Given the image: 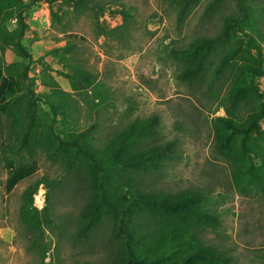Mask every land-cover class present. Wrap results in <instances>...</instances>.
<instances>
[{
    "label": "rangeland",
    "instance_id": "374dc122",
    "mask_svg": "<svg viewBox=\"0 0 264 264\" xmlns=\"http://www.w3.org/2000/svg\"><path fill=\"white\" fill-rule=\"evenodd\" d=\"M102 1L107 8L100 21L111 29L124 23L120 9L134 7V19L124 37L99 35L93 17L87 11L80 12L69 21L78 37L71 40L75 49L67 54L70 60L64 61L61 47L67 39L53 28L51 5L43 1L24 12L23 43L32 55L30 68L28 59L13 50L12 40L0 49L3 75L13 74L22 87L0 127V264H106L111 253L108 223L97 227L87 241H76L80 212L88 194L86 183L68 172L61 156L62 140L67 133L83 132L102 147L132 121L153 115L160 119L161 142L176 140L177 154L164 162L161 173L140 176L139 185L169 196L205 193L213 199L210 208L215 210L217 223L209 216L191 218L201 223L205 242L232 257L235 264H264V195L256 189L242 194L233 181L229 160L217 149L213 119L228 115L221 107V97L227 94V77L222 76L215 89H191L178 79L181 68L171 54L187 48L198 36L218 34L223 18L238 11L236 0H225L212 17L205 16L210 0H203L182 23L178 10L166 0ZM251 3L257 6L255 13L262 12L264 28V0ZM54 9L74 15L63 0H57ZM7 25L8 36H14L17 20ZM230 49H219L212 61L216 63ZM247 50L245 47L233 61L264 66L255 50ZM215 63H210V68ZM75 65L80 67L72 69ZM76 71L86 78L73 79L64 74ZM210 73L211 69L207 75ZM94 78L104 83L109 102L97 104L86 95L87 81ZM252 79L247 74L249 83ZM259 81L264 90V74ZM244 102L243 122L254 118L255 112L261 113L259 127L251 131L250 144L264 153V95L253 90ZM7 156L39 165V170L11 193L5 188ZM38 181L43 182L34 195V206L43 219L39 241L37 232H29L20 214L24 193ZM38 242L47 253L44 260L39 245L34 247Z\"/></svg>",
    "mask_w": 264,
    "mask_h": 264
},
{
    "label": "trees",
    "instance_id": "16d2710c",
    "mask_svg": "<svg viewBox=\"0 0 264 264\" xmlns=\"http://www.w3.org/2000/svg\"><path fill=\"white\" fill-rule=\"evenodd\" d=\"M43 1L51 5L53 28L67 39L61 47L64 61L70 60L71 55L67 54H72L75 49L71 40L78 37L69 27V21L76 17L75 14L87 11L94 19L98 34L105 37L114 34L124 37L134 19V7L120 9L124 23L109 28L100 21L107 8L102 0H63L73 9L74 15L70 16V11L59 13L54 9L57 0H0V49L12 40L15 53L28 59L27 68L33 61L23 43L26 31L24 12L33 3ZM166 1L178 10V20L182 23L203 0ZM224 1L210 0L205 16L217 14ZM236 5L238 11L223 18L218 34L198 36L187 48L174 50L171 54L181 68L178 79L191 89L203 86L208 90L215 89L222 76L227 77V94L221 97V107L228 115L213 119L217 149L229 160L233 181L242 194L247 195L256 189L264 195V153L250 144L251 131L259 127L257 119L261 113L255 112L254 118H249L248 122H243L241 115L246 108L245 97L253 90L264 95L259 81L264 74V66L252 67L233 61L246 47L248 52L255 50L264 62L262 12L255 13L257 6L251 0H236ZM11 20H17L18 27L14 36L9 37L7 23ZM226 46L231 49L220 55L216 63L213 62L217 51ZM210 63H215V66L210 68ZM79 67L75 65L72 69ZM64 74L73 79L86 78L78 71L73 75L69 72ZM247 74L252 75L250 83ZM95 78L87 81L86 95H90L97 104H105L109 102V94L104 83ZM21 92L19 80L13 74L3 75L0 69V127L3 125L2 117L11 113L14 98ZM159 121L158 115L134 120L102 147H97L89 134H66L62 140L61 156L67 162L68 172L86 183L88 194L80 212L76 241H87L97 227L108 223L111 227L107 238L111 253L106 264H235L232 257L205 242L201 236V223L191 221L193 217L209 216L217 223L215 210L210 208L212 198L193 191L169 196L139 185L140 176L161 173L165 168L164 162L175 159L177 154L176 140L161 142ZM4 167L7 170V193L39 170L36 162L22 163L9 156L5 158ZM42 183L38 181L28 189V193H24L20 207L23 223L29 232H37L35 238L38 241L43 219L42 212L34 206V195ZM180 215H184L183 219ZM38 245L44 260L47 253L39 242L34 247ZM82 264L94 263L87 261Z\"/></svg>",
    "mask_w": 264,
    "mask_h": 264
}]
</instances>
